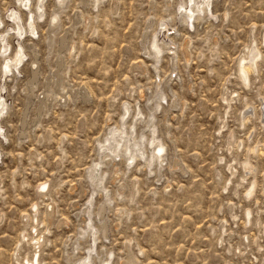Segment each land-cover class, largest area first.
Listing matches in <instances>:
<instances>
[{"label": "rangeland", "instance_id": "374dc122", "mask_svg": "<svg viewBox=\"0 0 264 264\" xmlns=\"http://www.w3.org/2000/svg\"><path fill=\"white\" fill-rule=\"evenodd\" d=\"M30 2L0 0V67L26 54L0 72V264H264V0Z\"/></svg>", "mask_w": 264, "mask_h": 264}, {"label": "bare ground", "instance_id": "6f19581e", "mask_svg": "<svg viewBox=\"0 0 264 264\" xmlns=\"http://www.w3.org/2000/svg\"><path fill=\"white\" fill-rule=\"evenodd\" d=\"M19 1L22 2V5H24L25 8L30 9V4H31L30 0H19ZM43 1L44 0H39V3H37V9L40 10L41 14H43V5H42ZM204 2L209 4L210 0H204ZM10 16L12 18H14V19L18 18L20 20L19 13L16 12V11L12 12ZM27 21L29 22V27L31 29L30 31L32 33H36L35 18H34V13L33 12H32L31 16L28 18ZM1 24H2V21L0 19V25ZM16 31L20 35H24V33H25V30L23 28H21V27H18ZM5 38H6V34L3 33L2 34V38H1L3 40V42H4L3 46H2L3 53H6L9 50V46L6 43V39ZM260 57H261V52L259 50H257L256 47H253L252 49L249 50V55L247 57H241L239 59L237 69H238L240 77L246 83L249 82V73H250L251 70H255L256 69V66H257V63H258V60L260 59ZM25 60H26V54L24 53L23 48L19 47V49H17L15 51L13 57H9V58H7V60L5 59L3 64L1 65V67H0L1 77L7 76V75L9 76L12 73L13 68L19 69L24 64ZM5 105H6V103H5V100H4L3 96H2L1 87H0V117H1V115L3 114V112L5 110ZM113 136H114V133H112V135L107 139V143H109L113 139ZM107 147H106V145L102 146V148H107ZM108 149H109V147H108ZM162 152H163V146L160 145L158 147V154L161 155ZM129 159L133 160L134 157L131 156ZM42 188L43 189L46 188V184L45 183L43 184ZM252 192H253V188H251L250 191L248 192V196H250L252 194ZM248 220H249V218H248ZM34 262L37 264L38 259L37 258L34 259L33 260V264H34ZM30 263H28V264H30ZM86 263H88V262L86 261V262H84V263L82 262L80 264H86Z\"/></svg>", "mask_w": 264, "mask_h": 264}]
</instances>
